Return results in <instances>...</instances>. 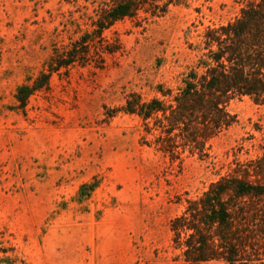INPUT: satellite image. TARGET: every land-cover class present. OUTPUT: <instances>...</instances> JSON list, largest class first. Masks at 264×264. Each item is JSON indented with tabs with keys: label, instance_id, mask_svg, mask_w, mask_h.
Returning a JSON list of instances; mask_svg holds the SVG:
<instances>
[{
	"label": "rangeland",
	"instance_id": "obj_1",
	"mask_svg": "<svg viewBox=\"0 0 264 264\" xmlns=\"http://www.w3.org/2000/svg\"><path fill=\"white\" fill-rule=\"evenodd\" d=\"M101 1L0 0V264H189L169 220L235 161L264 152V103L247 96L230 101L235 122L203 153L179 157L157 149L153 119L148 132L121 108L132 93L175 88L206 28L241 0H174L161 16L119 20L104 35L120 50L102 68L55 72L20 107L17 87L33 83L53 45L89 28Z\"/></svg>",
	"mask_w": 264,
	"mask_h": 264
},
{
	"label": "trees",
	"instance_id": "obj_2",
	"mask_svg": "<svg viewBox=\"0 0 264 264\" xmlns=\"http://www.w3.org/2000/svg\"><path fill=\"white\" fill-rule=\"evenodd\" d=\"M174 0H107L94 11L90 26L52 51L32 84L23 83L15 100L24 107L50 76L74 65L102 68L107 55L120 50L118 39L104 31L124 18L163 15ZM238 14L207 27L196 49L194 65L181 74L175 88L158 84L143 100L132 93L121 107L142 118L149 132L153 119L157 149L179 157V148L204 151L206 143L235 122L227 106L247 96L264 103V0H241ZM145 15V17H146ZM171 247L189 264L221 260L250 264L264 257V152L234 167L196 197L185 198L181 212L169 220Z\"/></svg>",
	"mask_w": 264,
	"mask_h": 264
}]
</instances>
